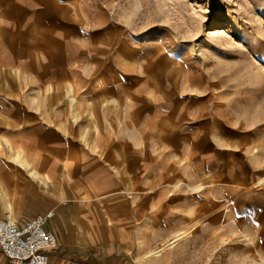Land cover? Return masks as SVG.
Segmentation results:
<instances>
[{
	"label": "rangeland",
	"instance_id": "obj_1",
	"mask_svg": "<svg viewBox=\"0 0 264 264\" xmlns=\"http://www.w3.org/2000/svg\"><path fill=\"white\" fill-rule=\"evenodd\" d=\"M0 180L78 264H264V0H0Z\"/></svg>",
	"mask_w": 264,
	"mask_h": 264
},
{
	"label": "built area",
	"instance_id": "obj_2",
	"mask_svg": "<svg viewBox=\"0 0 264 264\" xmlns=\"http://www.w3.org/2000/svg\"><path fill=\"white\" fill-rule=\"evenodd\" d=\"M53 217L49 211L20 222L0 219V253L6 264H50L49 253L58 246L56 233L48 228Z\"/></svg>",
	"mask_w": 264,
	"mask_h": 264
},
{
	"label": "crops",
	"instance_id": "obj_3",
	"mask_svg": "<svg viewBox=\"0 0 264 264\" xmlns=\"http://www.w3.org/2000/svg\"><path fill=\"white\" fill-rule=\"evenodd\" d=\"M16 173H18V172L16 171ZM34 173L36 174L35 171H34ZM65 174L68 175V170L64 171L63 167H61L60 172H59V176L54 178V180L51 182L52 187H55L57 185L59 186L58 187L59 188L58 189L59 195L56 197L57 200L62 199V198L63 199L66 198L65 196L67 193L65 194L64 187H66L68 182L64 178V176H66ZM17 175H23V173L19 172ZM27 175L30 176L28 173H27ZM34 176H31V177L34 178ZM40 183H41V185L39 184L40 185L39 188L42 191H39V190L38 191H35V190L28 191V190H26L27 193L33 195L34 197L36 196L38 198L43 196V195L46 196L47 198L53 197V195L49 196L48 194H45V192L47 193V191L49 190L48 185H47L48 183L46 181H40ZM0 185H2L1 193L4 194L6 189H5L4 185L2 184L1 180H0ZM6 203H7V201L5 203H3V205H6ZM76 209H77V206H76ZM76 209L75 210H74V208L71 209V213H73L71 216L73 219V224H70L71 228H70L69 232L65 231L66 224L64 223L62 218H60L58 215H56V225H55L54 229H52L50 227V221L48 223V228L51 230H54V232L56 233L57 238H58L57 248L54 251L49 253L50 264H78L79 261L81 262V258H84L82 255H79V252H77V251L74 252V251L70 250V245H69L70 240L72 242L71 244H73V242H75L76 240H79V243H81L85 240L90 241L89 234H87V232H86V230H87L86 220L87 219L85 218V213H84V211L80 212L78 209L76 211ZM39 211L40 212H45V211L49 212L52 210L40 209L37 212H39ZM29 212H30V214L28 216H25V217H31V216H34L37 214V213L31 212V211H29ZM21 216H22V214L19 213V217L15 221L20 222L23 218H25V217H23L22 219H20ZM73 216H75V217H73ZM0 219H2V218H0ZM74 229H82V232H83L82 236L75 237L74 234H72V231ZM87 243H89V242H87ZM1 260H2V262H5V259L3 258V256L0 253V264H1ZM107 260L109 261L110 258ZM89 264H104V260L102 259L100 262L99 260L96 259L95 262H92V263L90 262Z\"/></svg>",
	"mask_w": 264,
	"mask_h": 264
},
{
	"label": "bare ground",
	"instance_id": "obj_4",
	"mask_svg": "<svg viewBox=\"0 0 264 264\" xmlns=\"http://www.w3.org/2000/svg\"><path fill=\"white\" fill-rule=\"evenodd\" d=\"M70 95V94H69ZM73 100L71 99L70 102H72ZM79 161V158L77 156H73V158L67 160L65 163H63L62 167L64 169V171H67L69 168L73 167L74 165H77L79 164L80 162ZM27 173L30 175V176H34L35 173L32 169H29L27 170ZM66 175V174H65ZM59 176V175H58ZM9 211L11 210L10 208V205L8 203H6V206H5ZM8 217H10V215H6ZM82 226V225H81ZM174 242V241H173ZM171 243V242H170ZM166 246V243H163L161 246H159L157 249H152L150 250L149 252L143 254L141 256V258L143 257H149V256H152V255H156L158 254L160 251H162Z\"/></svg>",
	"mask_w": 264,
	"mask_h": 264
}]
</instances>
